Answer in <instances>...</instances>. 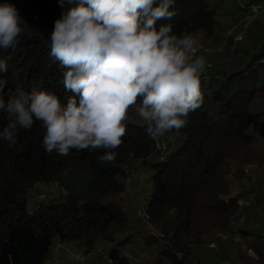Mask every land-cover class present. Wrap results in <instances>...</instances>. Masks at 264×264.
Listing matches in <instances>:
<instances>
[{
  "label": "trees",
  "instance_id": "16d2710c",
  "mask_svg": "<svg viewBox=\"0 0 264 264\" xmlns=\"http://www.w3.org/2000/svg\"><path fill=\"white\" fill-rule=\"evenodd\" d=\"M259 1L244 0L245 4ZM8 2L31 30L21 34L15 50L0 49V59L9 66L5 98L7 90L19 84L26 91H51L65 104L72 93L64 90V69L50 57L48 37L54 21L72 5L67 0L63 5L60 0ZM235 7L240 9L236 2ZM170 10L175 15L158 21L157 27L171 24L176 35L191 33L194 39L201 32L214 33L217 8L209 0H175ZM260 33L251 32V40H256L251 48H235L233 61L204 71L200 80L203 103L189 113L186 127L160 137L172 145L163 154L144 123L130 120L124 121L126 134L111 163L98 160L103 150H71L66 156L46 153L42 147L45 129L39 121L31 129H18L12 147L0 140V264H44L56 246H78L86 254L105 244H109L110 264H159L163 260L191 264L193 249L212 230L236 231L255 254L253 258L244 251V260H238L264 264V212L260 211L264 190L243 207L245 191L233 193V179L228 177L231 173L241 180L246 178L244 166L264 164V153L255 143L264 139V36ZM7 123V114L0 112V130ZM141 169L151 170L144 210L158 234L147 233L144 244L163 242L153 261L132 260L127 252L135 241L134 232L128 229L130 219L117 200L126 175ZM39 181L58 185L64 197L39 201L30 209L28 194ZM241 213L242 226L231 227Z\"/></svg>",
  "mask_w": 264,
  "mask_h": 264
},
{
  "label": "clouds",
  "instance_id": "9594fccd",
  "mask_svg": "<svg viewBox=\"0 0 264 264\" xmlns=\"http://www.w3.org/2000/svg\"><path fill=\"white\" fill-rule=\"evenodd\" d=\"M67 3L72 6L54 21L48 47L64 69V90L72 95L62 104L51 91H26L17 84L5 98L9 66L0 59V112L8 116L0 140L12 147L18 129H31L39 121L46 153L103 150L98 160L111 163L126 134L130 108L135 107L152 138L186 127L189 113L203 103L200 80L206 59L194 55L191 33L178 36L171 24L157 27L175 15L170 10L175 0ZM30 30L14 4L0 3V49L15 50L21 34Z\"/></svg>",
  "mask_w": 264,
  "mask_h": 264
},
{
  "label": "rangeland",
  "instance_id": "374dc122",
  "mask_svg": "<svg viewBox=\"0 0 264 264\" xmlns=\"http://www.w3.org/2000/svg\"><path fill=\"white\" fill-rule=\"evenodd\" d=\"M235 0H209L211 6L215 5L217 8L216 21L214 24V33L212 35H205L203 32L198 33L196 36L195 56L203 55L206 59L205 70H212L214 66L222 65L233 61L236 56V49L240 45L251 48L254 46V39L251 32L260 33L264 36V12L259 14L256 18H253L250 22L244 21V16L249 14L245 10L237 9L235 7ZM244 2V0H243ZM245 3V2H244ZM237 4V3H236ZM238 12V13H237ZM243 17V18H242ZM245 29L244 35L238 38L239 32ZM229 37L231 42H229ZM234 38V41H233ZM253 38V37H252ZM131 122H143L141 118L136 114V111L128 110V118ZM160 141L166 142V148H157V143ZM256 146L260 151L264 153V139L257 140ZM165 138H156V149L159 153H165L172 146L171 142ZM260 167L255 168L252 165L244 166V173L246 178L241 180L234 179V176L230 173L229 179H233L231 183V191L233 193L245 191L243 194L240 205L245 207L251 202V198L264 190V164H260ZM234 169V167H232ZM260 169V170H259ZM263 172V173H262ZM151 174L150 169H141L137 171L129 172L124 180V190L117 197L122 208L126 211L130 219V231L134 232L133 241L127 248V252L131 254L132 260H154V254L157 250H161L163 242L159 241L157 244L145 245V235L152 233L156 235V231L151 227L145 217V203L144 199L147 196L149 185L148 178ZM248 191V192H246ZM257 191V192H256ZM231 192V193H232ZM28 207L31 209L32 205L39 201L59 200L64 197L62 189L54 183H46L39 181L34 184L29 192ZM246 196V200H245ZM262 213L264 212V204H262ZM243 209V208H242ZM264 216V213H263ZM262 219V220H261ZM260 220L264 224V217ZM244 221V215L236 214L231 222V227L239 228ZM204 238V242L201 245L196 246L193 249V256L190 259L194 263L204 264H246L238 258L243 259L246 251L250 256L254 258V253L246 247L245 239L241 238L236 231L230 233H224L223 231L212 230ZM128 234V232L126 233ZM158 235V234H157ZM124 236V234H122ZM107 245H102L98 250H92L86 254L83 252V248L78 246H71L69 248H63L58 246L56 252V259H48L44 264H110L106 254ZM245 249V250H244ZM242 251V252H241ZM244 252V253H243ZM244 260V259H243ZM158 260L156 263L161 262ZM173 262V261H172ZM172 262H166L165 260L159 264H175ZM249 263V261H248Z\"/></svg>",
  "mask_w": 264,
  "mask_h": 264
},
{
  "label": "built area",
  "instance_id": "2783aa9c",
  "mask_svg": "<svg viewBox=\"0 0 264 264\" xmlns=\"http://www.w3.org/2000/svg\"><path fill=\"white\" fill-rule=\"evenodd\" d=\"M235 1L241 10H245L246 12L249 13L244 16L245 18L244 21L246 20L247 22H250L253 18H256L257 16H259V14L264 12V0L259 1V2L249 3V4H245L243 0H235ZM244 32H245V29H242L239 32L238 38L243 37ZM165 146H166V142L164 141H160L159 143H157V148L159 147L166 148ZM57 248L58 246L55 247V251L53 254V259H56V263H58V260L56 258Z\"/></svg>",
  "mask_w": 264,
  "mask_h": 264
},
{
  "label": "crops",
  "instance_id": "0c3cea01",
  "mask_svg": "<svg viewBox=\"0 0 264 264\" xmlns=\"http://www.w3.org/2000/svg\"><path fill=\"white\" fill-rule=\"evenodd\" d=\"M61 246V245H60Z\"/></svg>",
  "mask_w": 264,
  "mask_h": 264
}]
</instances>
